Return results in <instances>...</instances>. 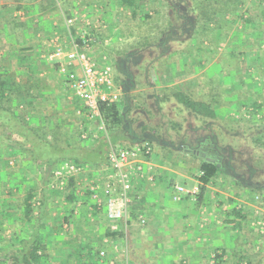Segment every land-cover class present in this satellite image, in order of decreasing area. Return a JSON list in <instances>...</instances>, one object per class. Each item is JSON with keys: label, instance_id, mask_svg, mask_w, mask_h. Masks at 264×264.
Instances as JSON below:
<instances>
[{"label": "rangeland", "instance_id": "rangeland-1", "mask_svg": "<svg viewBox=\"0 0 264 264\" xmlns=\"http://www.w3.org/2000/svg\"><path fill=\"white\" fill-rule=\"evenodd\" d=\"M136 2L137 9L129 10L130 13L122 10L123 31L118 25L112 28L123 33L121 40L109 30L103 36L111 34L115 38L106 37V47H99L106 60L99 54L102 60L98 64L111 65L116 82L121 84L117 109L122 120L112 135L108 129V136L116 135L115 143L131 139L152 141V159L165 176L161 181L165 184L167 199L169 193L175 195L171 187L174 184L185 190L202 187L198 182L202 161L217 164L222 170L192 201L197 204V198L205 193L209 198L211 194L223 196L224 210L240 212L239 224L251 226L256 221L254 216H258L252 213L261 212L264 217V0ZM78 7L86 20L91 19V9L85 0H79ZM205 12L216 20L206 22ZM168 70H175V75L180 77L184 71L185 77L191 79L188 91L183 94L187 98L208 102L216 95L214 109H218L223 118L204 119L202 124V119L177 99H166L158 105L160 109L146 111V106L152 108L154 100L148 97L147 103H142L134 91L144 84L147 86L154 75L159 80L164 79ZM62 88L63 101L69 107L61 113L60 124L63 123L57 125L56 137L47 134L44 138L53 148V153L47 155L49 161L34 162L39 164L29 168L31 175L25 177L28 180L23 178L12 183L15 191L7 176L0 181L1 210L8 212L10 206L16 210L13 214L0 215V260L21 251L22 241L37 229L47 254L41 264H183L175 262L174 255L168 254L162 244L154 248L145 245L149 242L145 241L148 236L167 238L168 234L166 230L162 233L149 229L145 215L135 218L132 212L134 217L130 213L126 224H114L97 216L91 205L89 187L94 172L101 168L106 157L105 150L102 159L93 150L105 141L99 136L94 139L95 123L85 118L77 99L64 86ZM38 118L35 121L40 125L44 118ZM110 121L107 119L106 123L109 125ZM142 122L151 129L144 126L147 131L140 130ZM19 125L30 127L22 121ZM158 131L164 132L163 139L170 142L166 145L170 147L163 146L160 150L156 147L152 134ZM84 134L89 135L87 139L82 138ZM8 146L29 157L23 147L0 136V150ZM90 154L97 163L90 164L88 158L81 157ZM65 162L84 165L87 171L56 179L53 169ZM14 163L12 159L0 160L3 164L0 168L3 172L14 167L25 170ZM27 194L32 198L31 220L23 217ZM224 218L227 222V216ZM18 223L27 230L12 227ZM260 248L255 247V251L259 252Z\"/></svg>", "mask_w": 264, "mask_h": 264}, {"label": "crops", "instance_id": "crops-1", "mask_svg": "<svg viewBox=\"0 0 264 264\" xmlns=\"http://www.w3.org/2000/svg\"><path fill=\"white\" fill-rule=\"evenodd\" d=\"M85 3L91 9V19L88 20L91 23L100 22V25H103L100 30H97V35H100L98 39H95L90 52L91 58L99 63L105 57L104 53L99 52V47H106L104 41L106 37L115 38L114 35L111 36L113 32L119 36L116 38L121 40L123 33L120 34L121 32L114 30L116 28H112L118 25L123 31L125 21L122 17L125 16L121 13L122 10L128 13L130 9L122 5V0H85ZM78 6L79 0H0V84L4 82L7 88L5 96L10 98L9 112L13 113V117L7 115L6 125L0 121V136L3 139L11 134L15 137L14 132H24L23 135L27 137L20 138L22 145L24 140H28L34 148L40 150L37 160L43 162L50 159V157L48 159L42 156L44 152L53 153V148L44 138L47 134H53L56 137L59 131L57 125L61 126L63 123L60 124L61 113L63 109L69 107L64 103L61 95L64 85L57 72V63L63 60L65 52L72 49L77 32L84 26L83 22L86 19ZM109 30H113L111 34L103 36ZM100 31L103 32L100 33ZM58 49L61 50V54L49 58ZM99 54L103 56L102 59L98 57ZM168 71L164 79L159 80V77L154 75L150 78V82L145 80L148 82L147 86L144 84V87L139 88L140 90L134 91L142 103L146 102L148 97L154 100L152 108L144 103L146 111L158 110L160 109L158 105L164 103L166 99H176L177 94L188 91L191 79L185 77V72L183 71L180 77L175 75V70ZM113 81L120 89L119 97L121 98V84L116 82L114 69ZM145 94H147L146 97H143ZM196 95L198 96L197 93ZM200 95H202L201 91ZM194 101L206 102L201 99ZM155 104L157 107H154ZM7 106L5 105L4 108L7 109ZM218 111V109L214 110L215 116L223 118V114L220 116ZM36 114L38 116H35ZM15 116L23 117L22 120L34 128H22ZM40 116L45 122L42 120L38 125L35 120ZM144 126H148L145 127L147 130L151 129L149 124L142 122L140 130L146 132ZM164 132L158 131L157 134L156 132L152 134L153 142L157 144L156 147L159 150L163 146L170 145V142L163 139ZM174 135L176 136V133L173 134V138H175ZM15 145L19 146L16 143ZM3 159H12L20 169H25L17 170L13 166L14 168L3 172L4 170L0 168L2 170V172L0 170V181L3 178L4 181L7 176L13 191L15 186H12V183L29 177L31 175L29 168L39 164L34 163L38 161L32 160L31 156L26 158L25 155H20L19 150L12 146L0 150V160ZM2 165L0 164V167ZM154 165L155 180L152 183L145 182L137 186L132 197L130 213H135V218H139V214L145 215L149 229L162 233L166 230L168 234L167 238L162 235L148 236L153 239H145L149 241L145 243L146 246L154 248L161 247L162 244L163 247H167L168 254L174 255L175 262L183 264H264V230L261 231L258 225L263 218L261 212L252 213V216L254 214L258 216H254L256 221L251 226H241L237 218L238 212L233 210L230 213L224 210L223 196L214 197V194H211L209 198L210 195L205 193L197 198L196 204L190 196H184L181 201H176L169 193L168 201L165 184L161 181L165 176H162V172L160 174L155 163ZM227 177L230 178L228 175ZM23 183L26 184V182ZM232 184L233 182H230V185ZM175 185L177 184L171 187ZM7 211L8 214H13L16 210L10 206ZM97 216H102L106 220L102 213L97 212ZM224 216H227V222L223 220ZM97 219L99 222V218ZM12 227L18 228V231L27 230L25 226L20 227L19 223ZM255 247L262 249L256 252Z\"/></svg>", "mask_w": 264, "mask_h": 264}, {"label": "built area", "instance_id": "built-area-1", "mask_svg": "<svg viewBox=\"0 0 264 264\" xmlns=\"http://www.w3.org/2000/svg\"><path fill=\"white\" fill-rule=\"evenodd\" d=\"M84 26L77 32L72 49L64 53V58L57 63V72L64 87L77 99L80 112L88 121L95 123L96 136L108 144L105 162L94 173L91 187V205L95 211L102 213L111 223L123 222L130 218V207L137 186L154 180L155 165L152 159L153 144L149 139L126 140L114 143L108 136L106 120L102 108L117 104L120 89L113 81V67L107 62L96 63L90 55L97 30L103 25L85 20ZM61 54L58 49L49 58ZM103 60H106L103 57ZM89 135L84 134L83 139ZM86 166L79 163L65 162L53 169L56 179L66 175L85 173ZM173 199L181 201L184 196L195 197L199 188L185 190L174 186ZM264 230V217L258 223ZM104 253L101 252L102 256Z\"/></svg>", "mask_w": 264, "mask_h": 264}, {"label": "trees", "instance_id": "trees-1", "mask_svg": "<svg viewBox=\"0 0 264 264\" xmlns=\"http://www.w3.org/2000/svg\"><path fill=\"white\" fill-rule=\"evenodd\" d=\"M243 1V0H240ZM243 4V3H242ZM122 5L125 6L126 9H137L139 7V4L136 2V0H122ZM222 6V5H221ZM223 7V6H222ZM224 8V7H223ZM133 12V11H132ZM205 17V21H211V20H216L213 17H209V13L207 14L205 12L204 14ZM100 35V34H99ZM99 35H96V39H98ZM7 88H5L4 82H1L0 84V112H1V116H0V121H3L2 124L4 123L6 125V123L8 122L6 120L7 115H9L10 117H13V113L9 112V102H10V98L5 96ZM216 95L212 96V99L209 100L208 102H197L194 101L191 98H187L186 96H184L183 94H177L176 95V99L178 101L179 104H181L184 108H186L187 110L191 111L193 114L199 116L202 119V124L205 122L204 119H215V113H214V105H216ZM4 105H8L7 109L4 108ZM118 106L116 105H112L108 108H102V113L104 118L107 119H111L109 125L107 124V128L109 129V131L111 132V135L113 132H115V129H118V122H120V120H122V118L120 117V114L118 112ZM10 113V114H9ZM16 120L18 123H20L21 121L24 122L22 119L23 117H16ZM109 122V120H108ZM2 135H5L3 132H1ZM24 132H14L15 136L17 137L14 138V141L16 144H18L20 147H23L24 150L28 153L29 156H31L32 160H37L38 156L37 154H40L41 152H39L40 150L37 148H34V146L32 144H30V142L28 140H24L23 145L21 143L20 138L21 137H27L23 135ZM11 136H13L11 134ZM9 137V138H8ZM5 136L6 139L11 141V137L10 136ZM116 135L113 137H111V141L112 142H116ZM210 139L211 136H209ZM26 139V138H25ZM27 144V145H26ZM25 145V147H24ZM104 148V149H103ZM108 149V144L107 142H101L98 146L97 149L93 150V153L98 154V158L102 159L104 156V150L106 153V150ZM44 152V151H42ZM48 154L46 152H44V154L42 155L43 157H48ZM87 155V154H86ZM86 155H82L81 157H85L87 160H89V163H93L97 161L92 160V155L90 154L89 156ZM80 157V158H81ZM106 158V157H105ZM39 161V160H37ZM41 161V160H40ZM90 163V164H91ZM199 173L200 176L198 178V182L202 185L201 188H199V194L204 190V186L206 184H208L213 178H215L218 174V172H220L222 170L221 167H219L217 164L213 163V162H206V161H202L199 165ZM31 196L29 194H27L25 201H24V214L23 217L27 220H31L32 214H33V210L31 207ZM6 215L8 214V212H5L3 210H1L0 208V215ZM238 215H240V212H238ZM132 217H134V214L132 213ZM2 229V224H0V231ZM22 249L21 251H17L15 253H13L11 256H8L6 259L4 260H0V264H41L42 260H46L47 259V254H45V246L42 244V242L39 240V232L37 229H35L34 233L32 235L29 236V238L24 239L22 241Z\"/></svg>", "mask_w": 264, "mask_h": 264}]
</instances>
